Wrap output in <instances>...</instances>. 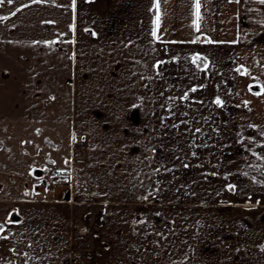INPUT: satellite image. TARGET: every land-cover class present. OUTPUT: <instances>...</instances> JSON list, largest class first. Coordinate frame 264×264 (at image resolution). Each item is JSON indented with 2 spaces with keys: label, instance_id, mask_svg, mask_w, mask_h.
Masks as SVG:
<instances>
[{
  "label": "crops",
  "instance_id": "obj_1",
  "mask_svg": "<svg viewBox=\"0 0 264 264\" xmlns=\"http://www.w3.org/2000/svg\"><path fill=\"white\" fill-rule=\"evenodd\" d=\"M29 2L13 3L12 39L24 17L57 23L41 60L57 54L62 79L100 92L87 106L73 94L89 116L72 130L68 183L0 194V264H264V4L201 0L198 33L190 0H160L156 39L154 0Z\"/></svg>",
  "mask_w": 264,
  "mask_h": 264
},
{
  "label": "rangeland",
  "instance_id": "obj_2",
  "mask_svg": "<svg viewBox=\"0 0 264 264\" xmlns=\"http://www.w3.org/2000/svg\"><path fill=\"white\" fill-rule=\"evenodd\" d=\"M29 1L13 0V3H26V8L31 10ZM13 3L5 0L0 4V17H8L0 20V194L7 195V186L16 185V190L29 195L41 182L40 176H44V186L48 188H53L63 177L60 175L64 174L61 170L66 166L63 163L67 160L72 130L79 127L78 117L89 116L88 109L79 110L73 105L75 91L82 98V102L78 99L80 106L81 103L87 106L88 99L97 97L100 91L88 84L78 90L71 81L72 74L62 79V64L57 54L48 67L46 60H41V41L57 33V23L48 24L45 18L34 23L24 17L17 26L21 34L15 35L16 41L12 39L13 17L9 12ZM44 12L48 13V9ZM22 35L23 40L19 38ZM20 49L28 50V55L12 53ZM113 76L117 77L115 71ZM108 92L109 99L119 96L115 89ZM244 97H248L246 92L241 93V98ZM241 105L242 112L250 106ZM14 171L18 172L17 176L13 175Z\"/></svg>",
  "mask_w": 264,
  "mask_h": 264
},
{
  "label": "snow or ice",
  "instance_id": "obj_3",
  "mask_svg": "<svg viewBox=\"0 0 264 264\" xmlns=\"http://www.w3.org/2000/svg\"><path fill=\"white\" fill-rule=\"evenodd\" d=\"M5 2V0H0V4H3ZM34 3H39L41 2V0H33ZM191 2V15L194 17V19L192 20V24L190 25L196 32H201V21H202V14H201V0H190ZM237 3L240 2V0H236ZM7 3L8 4H12L13 3V0H7ZM260 3L264 4V0H260ZM24 7H27V5H24ZM72 7L73 9H75V0H72ZM153 8L155 9V19L153 20V24H154V27L151 31V35L156 38V39H159L158 35H157V29H159V26H160V20H161V17H160V0H154V3H153ZM17 12L20 11V9L18 8L16 10ZM12 15H16V12H13ZM8 17H0V20H7ZM70 30H74V26L70 25ZM200 40V36H197L195 39H193L192 41H190L191 43H196L197 41ZM205 43H208V44H212V43H216L215 41L211 40V39H208L207 37H205V40H204ZM197 61H204L203 63V68H201V70H206L207 67H208V63L206 61L205 58L201 57L200 55H194L192 58H191V62L193 64H197ZM160 63L162 62H159L157 63V65H155L156 67H159L160 66ZM197 67H200L199 64H197ZM236 71L238 73H240L241 75H248L249 73L247 72V69H244L243 71L241 70V68H237ZM191 91L192 92H195L197 91V89L195 87L191 88ZM249 91H251V86H249ZM255 95H262L264 94V91H261V92H256L254 93ZM182 99H188V95L187 93H184ZM213 103L215 105H217L218 107H223L224 106V101L221 100L219 97H216V99L213 101ZM249 103V101H245L244 104L245 106H247V104ZM136 106L133 105V108H135ZM197 132L200 131L199 128L196 129ZM253 155H256L257 156V159H264V156H260V155H257L255 152H253ZM65 163H68V161H65ZM188 165H185V167H187ZM245 175H247V173H245ZM229 190H232L234 188L233 185H229ZM144 199H148V197H144ZM18 214V213H17ZM11 213L9 214V217L7 218V221L8 223H18L19 221H12L11 220ZM157 215H159V213H157ZM4 231V227L2 224H0V232H3ZM0 238H3V239H6L7 237H0ZM25 256H27V253H24Z\"/></svg>",
  "mask_w": 264,
  "mask_h": 264
},
{
  "label": "built area",
  "instance_id": "obj_4",
  "mask_svg": "<svg viewBox=\"0 0 264 264\" xmlns=\"http://www.w3.org/2000/svg\"><path fill=\"white\" fill-rule=\"evenodd\" d=\"M58 183L61 184V185H62V184H66V183H68V180L65 179V178H64V179L62 178V179L59 180Z\"/></svg>",
  "mask_w": 264,
  "mask_h": 264
}]
</instances>
